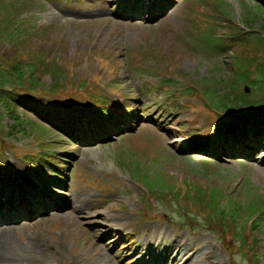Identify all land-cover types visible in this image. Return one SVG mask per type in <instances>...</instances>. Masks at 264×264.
<instances>
[{
    "label": "rangeland",
    "instance_id": "1",
    "mask_svg": "<svg viewBox=\"0 0 264 264\" xmlns=\"http://www.w3.org/2000/svg\"><path fill=\"white\" fill-rule=\"evenodd\" d=\"M129 1L131 0H127ZM133 1L136 4L144 2ZM219 1L226 3L225 8L229 10H222L223 13L237 22H243L245 11L254 8L257 0ZM9 2H24L22 8L16 9L21 12L20 19L32 18L31 24L38 29L33 30L28 38V42L36 46L34 50L43 49L55 57H61L63 66L76 80L101 76L103 83L111 78L115 79L114 83L122 84L124 91L109 93L108 103L114 110L119 109L117 114L123 111V106L130 107L127 109V120L122 125L131 129L124 136H117L118 133L110 135L113 136L111 140L108 136L95 138L83 134L82 130L97 127L95 121H100L103 117L102 109L94 106L81 108L72 105L69 100L45 94H21L20 104L14 113L5 111L0 103V149L3 141H10L12 146L6 144L8 148L3 152L9 160H16L17 164L10 165L5 172L0 158L1 191L8 192L12 200H18L21 192L29 197L41 191L39 189L44 183L42 177L52 175L51 164L45 160H37L38 164L27 162L23 155L30 153L39 157L44 150V143L50 146L44 151L50 160L63 156L64 161H57L67 166L61 168L66 178L61 175L55 178L59 189V194L53 192L57 202L55 206L48 209H28L24 213L27 216H22L16 223L0 222V227L12 228H9L7 235L2 236L0 233V264H105L102 260L105 253L116 264H139L141 257L144 258V264L146 260L148 264H153L154 260L155 264H231L229 253L212 232L203 229L197 230L194 235L189 231L182 232L179 234L181 237L188 236L191 239L184 245L190 253L184 252L179 243L173 246L175 250L170 256L168 249L161 245L148 248L153 245V239L161 238L163 234L154 232L151 239L144 232L136 231L133 220V212L142 206V201L140 189L130 177V165L144 166L140 173L152 174L148 179L162 184L165 182L164 179L161 180L164 175H174L179 185L183 186V179L191 178V169L202 171L206 176L229 186L247 179L264 195V148L252 153V158L250 154L245 155L247 147L236 154L231 150L218 152L214 154L215 157L209 156L207 152L198 156V153L182 150V142L194 137L209 139L213 134L209 128L204 129V125L202 129L200 123L204 122L202 120L212 124L219 121L211 113L214 99L201 91L195 99L207 106L198 107L197 101L193 100L195 106L184 108L179 103L189 101L188 96L180 99L179 103L173 96L167 98V102L166 97L172 93L180 94L178 90H182L186 84H203L206 78L212 76L210 73L215 66L227 56L185 49L189 45L180 38L188 33L190 24H193L195 15L200 11L199 6L194 8L193 0H166L165 4L158 3L161 16L156 15L153 22L149 23L144 20L135 22L134 14H131L132 17L118 15L120 12L116 0ZM208 3L211 0H206V4ZM156 4L157 2H153L150 5L154 7ZM0 7L2 8L1 4ZM164 7L170 13H164ZM0 14L1 21L4 18L1 9ZM254 27L258 28L257 25ZM245 29L249 30L247 26ZM222 36L216 27L208 24L198 37L202 45L200 49L206 50L210 42ZM191 37L190 44L196 41L193 35ZM14 43V39L2 38V54L8 57L15 55L18 50L13 47L21 45ZM103 52L112 53L118 61V67L112 73L106 72L107 64L100 59ZM161 55L163 61L158 68L156 63ZM175 57L176 65L172 64ZM138 58L143 60L146 67H137ZM168 69L176 75L177 83L170 86L167 94L157 91L149 93L148 87L157 84ZM228 73L227 68L217 76V80H224ZM43 78L45 84L53 83L49 74ZM216 112L221 113L220 110ZM16 114L22 115L26 122L30 118L34 119L51 132L41 137V126L34 125L36 129L27 127L25 130L13 126ZM8 163L14 164L12 161ZM202 167H210V170ZM148 185L151 187V184ZM110 188L113 194L108 192ZM161 202L163 201L158 200L153 205ZM74 203L78 205L77 209L73 208ZM156 212L166 220L170 219L167 215L170 214L180 222L179 215L168 205L162 204ZM153 225L162 227L164 224L154 222ZM122 231H125L126 237H123ZM175 231L176 228L165 230L166 239L171 240ZM28 236L35 239V247L27 242ZM261 238L263 256L260 257L259 264H264V235ZM231 245L237 253L238 246L234 243ZM161 254L165 256L162 260L161 257L158 258ZM131 259L134 261L125 262ZM236 260L239 264H249L240 253L236 255Z\"/></svg>",
    "mask_w": 264,
    "mask_h": 264
},
{
    "label": "trees",
    "instance_id": "2",
    "mask_svg": "<svg viewBox=\"0 0 264 264\" xmlns=\"http://www.w3.org/2000/svg\"><path fill=\"white\" fill-rule=\"evenodd\" d=\"M3 8L6 7V2L1 0ZM216 6L222 9L221 4L215 2ZM264 4L260 5V9L263 10ZM261 13V12H260ZM248 15L244 17L245 23L253 25L259 23L261 27V32L256 36L255 45L252 46V50L248 45H245L244 48L239 52H236L230 57V61L227 63L230 69L231 74L229 75V81L225 80V84H229L231 88L239 86L238 84L249 83L254 87V91L259 94V97L255 103L264 104V58H261L259 52L264 51V23L263 19L259 13H253L249 11ZM9 25L12 23L10 16L5 20ZM2 24V23H1ZM1 28V25H0ZM261 43V45H259ZM47 57L45 58V60ZM44 65L43 60L39 64H27L24 62V57L22 55H16L11 58L0 53V88L4 85V82L10 80V75L18 76L19 84L25 86L28 91L34 90H46L45 84L42 82L41 74L42 72H51L54 69L51 67L53 63L46 62L45 68H42ZM254 67V69H253ZM56 71L59 75L54 76L58 84L61 78L66 80L67 75L65 71L58 66H55ZM55 71V70H54ZM53 71V72H54ZM23 82V83H22ZM24 84V85H23ZM1 97V91H0ZM238 98V97H237ZM226 100L232 102V98L227 97ZM6 106L10 109L11 105L9 102H6ZM145 180L150 181V183L155 186L154 180H149L148 175L145 176ZM203 180H195L194 178L187 182L185 189L186 193V207L189 208L191 204L203 207V210L206 211L207 208L211 210L210 213H207L208 224L210 229L217 232L221 239H226L228 232L233 234V237L236 240H240V247L243 251L246 249L253 251L254 248H251L250 242L248 241V235L243 228L236 227L232 228V223L237 222L238 220H243L248 215L256 213V211L261 212L262 214L254 223V228H262L264 223V199L261 194L252 187L244 188L246 184L239 183L232 188L226 187L224 184L219 182H208L205 178ZM162 180V179H161ZM161 188H164V185L159 182ZM225 197L229 198V205L224 206L223 201ZM200 198V199H198ZM197 199V200H196ZM202 199V200H201ZM200 201V205L198 204ZM204 204V205H203ZM227 210L230 211L231 222L227 221L226 217ZM188 223H195L194 217L190 215H185Z\"/></svg>",
    "mask_w": 264,
    "mask_h": 264
},
{
    "label": "bare ground",
    "instance_id": "3",
    "mask_svg": "<svg viewBox=\"0 0 264 264\" xmlns=\"http://www.w3.org/2000/svg\"><path fill=\"white\" fill-rule=\"evenodd\" d=\"M78 205L76 204V203H74V207L73 208H75V209H77L76 207H77ZM9 228H11V227H8V226H1L0 227V233L2 234V236H4V235H7V233L9 232ZM12 229V228H11ZM28 238V240H27V242L32 246V247H35V239L33 238V236H28L27 237ZM179 243H181L182 244V249H183V251L184 252H187L189 249H185L184 248V245H187V241L186 240H183V242L181 241V238L180 237H175V238H171V240H167L164 236H162V238L159 240V242H158V244L159 245H161L162 247H167L168 248V251H169V253L168 254H170V256H172L171 255V253H172V251L173 250H175L174 248H173V246H175V245H177V244H179ZM181 250V249H180ZM182 251V250H181ZM189 253H190V251H188ZM102 260L104 261V263L105 264H116L115 262H113L112 260H111V258H110V256H108V254L107 253H105L103 256H102ZM44 264H46V262L44 263ZM49 264V263H48Z\"/></svg>",
    "mask_w": 264,
    "mask_h": 264
}]
</instances>
